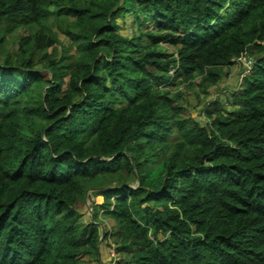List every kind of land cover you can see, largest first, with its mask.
I'll list each match as a JSON object with an SVG mask.
<instances>
[{
  "label": "trees",
  "instance_id": "16d2710c",
  "mask_svg": "<svg viewBox=\"0 0 264 264\" xmlns=\"http://www.w3.org/2000/svg\"><path fill=\"white\" fill-rule=\"evenodd\" d=\"M101 214L114 264H264V0H0V264L98 263Z\"/></svg>",
  "mask_w": 264,
  "mask_h": 264
},
{
  "label": "rangeland",
  "instance_id": "374dc122",
  "mask_svg": "<svg viewBox=\"0 0 264 264\" xmlns=\"http://www.w3.org/2000/svg\"><path fill=\"white\" fill-rule=\"evenodd\" d=\"M119 23L122 25L123 21L119 20ZM130 25V20L127 21L126 26L129 27ZM130 31V28H125L123 33L127 34L126 31ZM168 51L169 54L172 55L174 54V48L171 47L168 44H163ZM250 64L251 62H246V61H239L237 62L232 70L227 79H224L221 84L218 87H214L209 89V94L204 95L200 89L196 90V93H193L191 91H188L185 87H180V91L183 93H187L189 100L185 101L184 105L187 107V113L190 115L191 118L196 119V120H201L204 123L207 120L206 114H205V108L212 103L216 102L219 100L220 102L224 103V106L227 108H230L231 101L232 99L230 98L235 91H238V88L242 84V80L245 76V73L250 70ZM199 80L197 81V83ZM197 95H200L201 99L197 97ZM85 201V209L82 211L84 215L85 220H90L92 218V204L94 202V199L92 197V193L88 192ZM97 204H101L103 202L102 198H97L96 200ZM101 219L104 220V226L106 228H113L115 225V222L112 219L106 218L103 214H101ZM99 259L98 263L93 262V264H114L113 259H115L116 255L114 252L113 247H109L108 243L101 242L100 245V252H99Z\"/></svg>",
  "mask_w": 264,
  "mask_h": 264
},
{
  "label": "water",
  "instance_id": "95a60500",
  "mask_svg": "<svg viewBox=\"0 0 264 264\" xmlns=\"http://www.w3.org/2000/svg\"><path fill=\"white\" fill-rule=\"evenodd\" d=\"M105 190H107V189H93V190H91L90 192L93 193V192H97V191H105ZM87 195H88V194H87ZM87 195H86V197H87ZM91 213H92V216H93V212H92V210H91ZM100 227H101V230H102V239H101V242H103V239H104V236H105L106 231H105V226L100 225Z\"/></svg>",
  "mask_w": 264,
  "mask_h": 264
},
{
  "label": "clouds",
  "instance_id": "9594fccd",
  "mask_svg": "<svg viewBox=\"0 0 264 264\" xmlns=\"http://www.w3.org/2000/svg\"><path fill=\"white\" fill-rule=\"evenodd\" d=\"M250 67V66H249Z\"/></svg>",
  "mask_w": 264,
  "mask_h": 264
}]
</instances>
